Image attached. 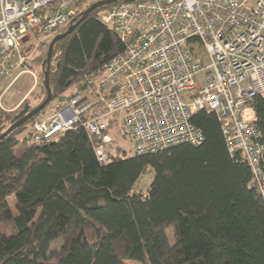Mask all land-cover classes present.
Here are the masks:
<instances>
[{
  "label": "trees",
  "instance_id": "trees-1",
  "mask_svg": "<svg viewBox=\"0 0 264 264\" xmlns=\"http://www.w3.org/2000/svg\"><path fill=\"white\" fill-rule=\"evenodd\" d=\"M118 2L94 9L55 42L52 98L40 113L50 104L53 112L79 81V88L94 85L121 49L100 20ZM42 58L32 60L41 64L38 102L24 100L13 115L0 111V134L45 98ZM253 107L264 145V94ZM39 114L0 139V264H264V198L250 184L247 160L229 155L213 112L191 117L204 134L200 145L143 154L108 148L103 164L80 124L33 141Z\"/></svg>",
  "mask_w": 264,
  "mask_h": 264
},
{
  "label": "built area",
  "instance_id": "built-area-1",
  "mask_svg": "<svg viewBox=\"0 0 264 264\" xmlns=\"http://www.w3.org/2000/svg\"><path fill=\"white\" fill-rule=\"evenodd\" d=\"M80 1L0 0V87L20 67L22 45L71 24ZM100 20L121 49L94 85L59 99L51 114L34 121L33 141L80 124L103 164L111 115L120 114L133 151L143 154L200 145L204 134L191 117L207 109L220 123L229 155L247 160L250 184L264 198V145L253 107L264 94V0L119 1Z\"/></svg>",
  "mask_w": 264,
  "mask_h": 264
},
{
  "label": "rangeland",
  "instance_id": "rangeland-1",
  "mask_svg": "<svg viewBox=\"0 0 264 264\" xmlns=\"http://www.w3.org/2000/svg\"><path fill=\"white\" fill-rule=\"evenodd\" d=\"M98 0H83L80 4H77V12L80 13L86 7H88L91 3ZM65 28V27H64ZM64 28L59 29V33L64 30ZM56 35V34H55ZM54 35V36H55ZM53 37V36H52ZM50 36H45L43 34H34L29 41L24 43L21 47V63L20 67L16 69L13 73V76L0 87V111L4 113H9L13 115L14 112L18 111L24 100H27L30 106H34L40 96L41 92V64L33 63L32 60L40 57L45 58L47 53V47L52 39ZM42 58V59H43ZM204 62H207V58H203ZM42 63V62H41ZM41 75V76H40ZM101 75V74H100ZM99 75V76H100ZM99 76L94 77L97 81ZM83 80L79 81L75 86L71 87L66 95L74 94L78 91H85V88H79V86L83 85ZM95 81V82H96ZM20 92L23 94L21 98ZM55 105V104H54ZM102 108V107H101ZM51 104L46 108V110L38 115V117L43 118L45 115L51 114ZM44 115V116H43ZM120 114L115 113L110 116L112 120V128L110 130L111 133V143H109V149L113 148H121L126 153H132L133 147L131 141L122 128ZM43 116V117H42ZM26 132V131H24ZM108 151V150H107ZM147 180H142L141 183L145 185ZM3 231L7 232L6 227H2ZM167 236L170 242L174 240V229H168ZM126 264H138L133 260H126Z\"/></svg>",
  "mask_w": 264,
  "mask_h": 264
},
{
  "label": "water",
  "instance_id": "water-1",
  "mask_svg": "<svg viewBox=\"0 0 264 264\" xmlns=\"http://www.w3.org/2000/svg\"><path fill=\"white\" fill-rule=\"evenodd\" d=\"M118 1H134V0H98V1H95V2L91 3L87 8H85L81 12L80 18L75 23L69 24L67 29L64 32L56 34L55 36L52 37V39L50 40V42L48 44L46 59H45L46 66H45V69L43 71V86H44L45 91H46L45 98L37 106H35L30 111H28L21 118L17 119L15 122H13L7 129H5L0 134V139L2 137H4L5 135H7L9 132H11L18 125L25 123L30 118L39 114L47 106V104L51 101L52 92H51L50 85H49V68H50V62H51V57H52V53H53V46H54L55 42L64 38L68 34H70L72 32V30L75 28V26L79 22H81L83 19H85L90 14V12L93 11L94 9L105 6V5H109V4L118 2Z\"/></svg>",
  "mask_w": 264,
  "mask_h": 264
},
{
  "label": "bare ground",
  "instance_id": "bare-ground-1",
  "mask_svg": "<svg viewBox=\"0 0 264 264\" xmlns=\"http://www.w3.org/2000/svg\"><path fill=\"white\" fill-rule=\"evenodd\" d=\"M48 48V47H47Z\"/></svg>",
  "mask_w": 264,
  "mask_h": 264
}]
</instances>
